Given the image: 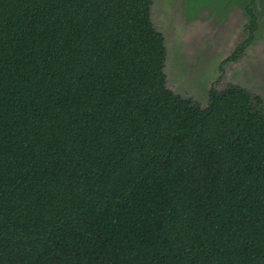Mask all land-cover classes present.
I'll list each match as a JSON object with an SVG mask.
<instances>
[{
	"label": "trees",
	"instance_id": "trees-1",
	"mask_svg": "<svg viewBox=\"0 0 264 264\" xmlns=\"http://www.w3.org/2000/svg\"><path fill=\"white\" fill-rule=\"evenodd\" d=\"M152 4L0 0V264H264L262 99L168 89Z\"/></svg>",
	"mask_w": 264,
	"mask_h": 264
},
{
	"label": "rangeland",
	"instance_id": "rangeland-1",
	"mask_svg": "<svg viewBox=\"0 0 264 264\" xmlns=\"http://www.w3.org/2000/svg\"><path fill=\"white\" fill-rule=\"evenodd\" d=\"M150 16L168 89L205 109L213 88L234 85L264 107V0H153Z\"/></svg>",
	"mask_w": 264,
	"mask_h": 264
}]
</instances>
